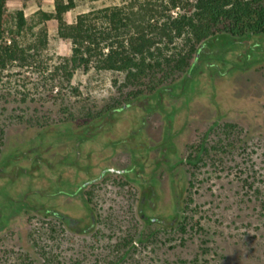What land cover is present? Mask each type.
<instances>
[{"label": "rangeland", "instance_id": "rangeland-1", "mask_svg": "<svg viewBox=\"0 0 264 264\" xmlns=\"http://www.w3.org/2000/svg\"><path fill=\"white\" fill-rule=\"evenodd\" d=\"M128 1L79 0L64 17L75 23L80 14ZM54 10L55 0L7 2L4 37L16 39L27 56L0 69V264H264V62L247 71L229 64L223 75L205 67L185 89L183 74L163 91L124 87L123 74L94 69L77 70L68 81L56 67L71 56L72 44L58 37L56 19L41 14ZM18 11L28 20L21 34ZM45 33L46 45L34 46ZM87 127L96 134L83 143L75 166L76 133L87 136ZM130 131L149 147L137 151L138 161L129 145L109 146L128 141ZM166 131L167 163L160 154ZM133 165L130 181L139 173L157 179L161 212L166 207L177 217L167 226L142 228L137 185L116 173L101 176L103 168ZM59 178L70 192L93 178L99 182L83 191L101 189L104 180L121 183V192L108 188L105 197L100 191L91 198L100 205L98 232L75 236L38 213L43 205L77 213L84 193L57 196Z\"/></svg>", "mask_w": 264, "mask_h": 264}, {"label": "trees", "instance_id": "trees-1", "mask_svg": "<svg viewBox=\"0 0 264 264\" xmlns=\"http://www.w3.org/2000/svg\"><path fill=\"white\" fill-rule=\"evenodd\" d=\"M8 1L0 0L1 70L27 56L16 39L4 37ZM77 1L55 0L53 13L41 12L44 20L58 21V37L72 44L71 56L56 67L68 81L77 70L94 69L123 74L124 87L163 91L165 82L183 74L185 89L205 67L223 75L229 64V70L247 71L264 62V0H129L69 23L64 14ZM16 21L21 34L28 25L23 11ZM47 42L45 33L34 46Z\"/></svg>", "mask_w": 264, "mask_h": 264}, {"label": "flooded vegetation", "instance_id": "flooded-vegetation-1", "mask_svg": "<svg viewBox=\"0 0 264 264\" xmlns=\"http://www.w3.org/2000/svg\"><path fill=\"white\" fill-rule=\"evenodd\" d=\"M95 127H87V136L82 135V132H78L76 133V135L78 136V141L76 143V150H75V154L72 156L73 160L75 161L74 165L78 166L77 161L79 160V157L81 156V149H82V145L84 142H86L88 139H91V137L93 135L96 134L95 131H93ZM61 132H58V134H60ZM130 135H132V137H130V139L127 141V139H117V141L113 142L112 144H109V146L111 147V149L113 151H117L118 147H120L121 145H129L130 149L132 150V158L133 160H139L137 159V151L139 149H147L149 148L148 145H146L145 142L142 141H138L137 140V135L141 134L138 131H130L129 133ZM43 145V141H40L39 145H36L33 150L40 153L41 152V146ZM171 141L169 140V132L166 131L165 132V139H164V144L161 147V153L162 155L165 156V163H167L170 160L169 154L171 153ZM59 160L62 158V156L58 157ZM111 158V157H110ZM139 158V157H138ZM112 159V158H111ZM36 160L37 163H39L37 166H43V159L41 158L40 155L36 156ZM144 164L145 159H143ZM136 163V162H135ZM134 163V165H136ZM134 165L132 168L130 169H118L115 167H110V168H103L102 172H101V176L104 177L105 174L107 172H111V173H116L117 176L118 175H122V177L125 179L126 182L128 183H133L134 185H137L138 188V195H137V199H136V215L138 216L139 220L141 221V223H143L142 228L145 227H149L152 224H156L159 226L165 225L167 226V220L170 219L171 222L176 220L177 217H172V212L171 211H167L166 207L164 210V213H162L161 209L163 206V196L158 192V187H157V179L151 175L149 176V178H146V176L142 175L139 173V177L130 181L129 179V171H133L134 170ZM33 166H35V164H33ZM142 166V165H141ZM97 168L99 167V163H94L93 168ZM159 167V164L155 165V168L157 169ZM154 168V170H156ZM80 169L81 171H85L86 173L89 174L88 169L87 168H77ZM39 170V169H38ZM125 170V171H124ZM129 170V171H128ZM23 171L25 172V174H28V169L24 168ZM153 174V173H152ZM89 176H92L91 174H89ZM92 178V177H91ZM105 179V178H104ZM103 179V180H104ZM98 179L97 178H93L90 179L87 182H84L82 185H78L76 186V191L74 192H70L67 191L65 188L66 183H63L61 178L58 179V183L57 181H54V186H58V190L55 192V194L57 196H60L62 194H66V195H70V196H76L79 193H84V198L82 196L81 197V201L79 203V208L77 213H68L65 211H62L61 209H56V208H50V207H46L45 205L42 206L41 209H37L38 213H45L48 215H52L54 216L57 220H59L60 222H62L64 225H68L67 229L68 231L72 232L75 234V236H81V235H87L89 233H93L95 231L98 232V229L96 227L97 225V219H99L100 217L97 215L98 211V207L100 206L98 203H94L91 201V198L94 194V192L98 193L100 191H103V195L105 197V192L108 193L107 189L111 188L117 191V193L121 192L122 189V185L121 183H117L116 181H109V180H104L102 182L101 189L97 188L96 191L94 189H91V191H83V188L85 187V185L89 184V183H93V184H97ZM63 183V184H62ZM99 186V187H100ZM93 190V191H92ZM107 198V197H106ZM123 198V196H122ZM102 202V200H101ZM180 204V201H179ZM177 204L175 207V212L177 214H179L181 212L180 210V205ZM119 207V206H117ZM122 209V207H120ZM20 211L18 209H15V212ZM122 215H124V210H120ZM13 215V214H12ZM178 216V215H177ZM88 220H90V222H88ZM75 225V226H72ZM100 232V231H99Z\"/></svg>", "mask_w": 264, "mask_h": 264}]
</instances>
